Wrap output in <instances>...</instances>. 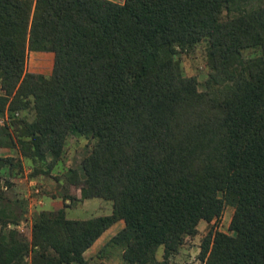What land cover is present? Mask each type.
Returning <instances> with one entry per match:
<instances>
[{
	"label": "trees",
	"instance_id": "16d2710c",
	"mask_svg": "<svg viewBox=\"0 0 264 264\" xmlns=\"http://www.w3.org/2000/svg\"><path fill=\"white\" fill-rule=\"evenodd\" d=\"M251 1L0 0V112L35 113L22 154L57 157L68 135L95 138L70 180L112 202L87 219L41 213L30 241L0 234V264H24L29 250L32 264H87L84 251L120 219L136 226L112 237L126 263L168 264L228 201L230 232H210L200 259L264 264V0ZM203 38L200 91L174 54ZM28 50L53 53L48 76L23 72ZM13 160L0 155V168Z\"/></svg>",
	"mask_w": 264,
	"mask_h": 264
},
{
	"label": "rangeland",
	"instance_id": "374dc122",
	"mask_svg": "<svg viewBox=\"0 0 264 264\" xmlns=\"http://www.w3.org/2000/svg\"><path fill=\"white\" fill-rule=\"evenodd\" d=\"M258 2L259 0H252L251 5ZM207 47L208 41L203 38L183 48H177L174 54L181 73L194 75L200 91H205L208 86ZM52 67L51 51L26 52L23 72L31 71L48 76ZM0 96H5L1 81ZM8 101L9 99L7 103ZM34 118V110L28 107L17 110L13 115L8 110L0 112V126L5 128H0L3 142L0 144V155H10L14 158L13 166L7 163L0 168V234L6 239L9 230L16 229L21 237L30 241L33 223L41 213L50 217L87 219L108 214L112 209L110 200L87 197L84 183H73L70 180L73 170L82 173L81 161L91 150L95 138L70 134L57 157L51 153L42 157L25 156L21 152V139L28 138L19 134L25 126L24 121L30 122ZM23 148L27 150L25 145ZM233 210L234 203L228 201L218 217L209 221L200 219L196 233L185 237L180 247L169 254L168 264H203L200 259L203 241L210 232H230L229 224ZM122 229H125L129 237L135 236L134 224H127L123 219L117 220L84 251L87 264H128L122 257L124 244L112 240L113 235ZM155 254L156 259L162 260L164 247L158 246ZM30 255L31 250L24 257V264H32Z\"/></svg>",
	"mask_w": 264,
	"mask_h": 264
}]
</instances>
